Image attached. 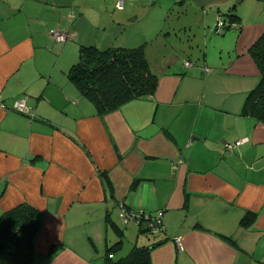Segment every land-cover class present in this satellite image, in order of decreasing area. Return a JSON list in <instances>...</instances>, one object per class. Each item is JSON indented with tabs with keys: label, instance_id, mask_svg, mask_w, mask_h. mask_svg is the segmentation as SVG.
<instances>
[{
	"label": "crops",
	"instance_id": "1",
	"mask_svg": "<svg viewBox=\"0 0 264 264\" xmlns=\"http://www.w3.org/2000/svg\"><path fill=\"white\" fill-rule=\"evenodd\" d=\"M176 1L203 13L186 54L177 35L124 37L135 0H0V212L38 211L31 264H106L134 246L150 264H264V123L241 113L264 0H238L223 32L216 17L235 0L162 3ZM140 45L155 92L98 115L67 76L79 47ZM121 209L161 213L164 231L141 233Z\"/></svg>",
	"mask_w": 264,
	"mask_h": 264
},
{
	"label": "trees",
	"instance_id": "2",
	"mask_svg": "<svg viewBox=\"0 0 264 264\" xmlns=\"http://www.w3.org/2000/svg\"><path fill=\"white\" fill-rule=\"evenodd\" d=\"M219 16L226 22L220 32L230 29L229 24L236 21L233 13ZM248 53L259 70V81L246 95L241 113L264 123V33L249 47ZM67 76L101 116L130 100L152 95L158 81L142 45L106 49L80 46L78 59L70 66ZM253 219L254 214H251ZM144 223L141 233L157 236L164 231L161 224L159 232L151 233ZM38 228V211L27 203L0 212V264H31ZM149 251L148 246H134L126 258L106 264H150Z\"/></svg>",
	"mask_w": 264,
	"mask_h": 264
},
{
	"label": "rangeland",
	"instance_id": "3",
	"mask_svg": "<svg viewBox=\"0 0 264 264\" xmlns=\"http://www.w3.org/2000/svg\"><path fill=\"white\" fill-rule=\"evenodd\" d=\"M176 2H173L172 7L168 8L163 5L162 0H135L134 9L137 19L135 18V21L128 26L124 37L133 36L134 39L143 40L145 39L144 35H146L148 38L157 37L159 40H163L166 33H169L171 38H175V35H177V45L184 46L183 51L185 54L186 52L188 53L189 51H186L185 45L194 43L195 36L198 39H203V29L200 28L203 13L200 10H193L192 7L186 11L184 8L181 10L179 5L181 3L179 1ZM237 2L238 0H235V2L231 3L223 13H233V8L236 7ZM126 6L124 8L126 9L125 11H127ZM212 36H217V34L213 32ZM199 50L202 51L203 47L200 46ZM163 63L165 62H156L158 65ZM154 67L155 72H159V67Z\"/></svg>",
	"mask_w": 264,
	"mask_h": 264
},
{
	"label": "built area",
	"instance_id": "4",
	"mask_svg": "<svg viewBox=\"0 0 264 264\" xmlns=\"http://www.w3.org/2000/svg\"><path fill=\"white\" fill-rule=\"evenodd\" d=\"M124 1L125 0H116L115 7L117 9H122ZM223 25H226V22L221 16L218 15L216 17V23H215L216 28H215V30L217 32H220ZM235 25H236L235 23H230L229 27L231 28V27H234ZM49 34L51 35V37L55 41H58V42L65 41L66 39L69 38V36L66 33L61 32L59 30H55V29H50ZM184 65L187 66V65H190V63L188 61H185ZM13 109L16 111L22 112V113H28L29 112L27 106L25 105L24 99L17 100L14 104ZM242 141L243 140L236 141L233 144V146L242 143ZM120 211L121 212L119 215L124 221H126L127 218H133V219H136L138 221H141V220L145 221L147 223V227L150 229L151 233L159 232L161 227H162L161 226V213H158L157 215L151 216L149 214L139 213V212H131V211H126L124 209H121ZM175 242H176L177 246L179 248H181L179 238H176Z\"/></svg>",
	"mask_w": 264,
	"mask_h": 264
}]
</instances>
